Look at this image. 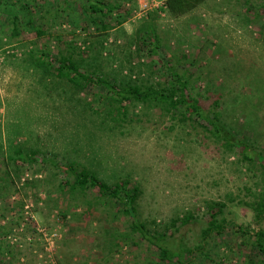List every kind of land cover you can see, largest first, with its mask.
<instances>
[{
  "label": "rangeland",
  "instance_id": "1",
  "mask_svg": "<svg viewBox=\"0 0 264 264\" xmlns=\"http://www.w3.org/2000/svg\"><path fill=\"white\" fill-rule=\"evenodd\" d=\"M64 1L54 0L50 12H37L47 24L42 37L23 22L22 34L13 36L3 21L0 167L1 161L17 156L16 150L35 149L61 162L80 161L110 183L128 179L140 187L138 217L152 230L173 233L181 248L203 241L215 202L227 204L220 216L255 227L248 202L255 199L254 191L264 189L257 166L226 152L197 122L173 119L171 113L138 106L129 109L136 114L132 119H108L98 89L76 90L66 79L36 66L32 53L43 43L57 52L58 43L63 49L72 40L70 49L84 67L140 85L165 78L163 54L178 70L190 68V91L206 108L218 99L227 126L264 150V0H205L177 17L160 0H132L126 4L132 7L131 16L101 37L103 41L93 26L80 22L75 27L65 20L68 15L56 7ZM69 1L70 13L82 19L80 4L85 0ZM150 13L157 15L161 51L138 55V30ZM58 14L55 23L52 17ZM36 171L27 176L47 175L42 166ZM50 185V196L43 187L32 186L0 199V264H174L161 260L159 249L139 233L130 234L124 215L114 219L104 208H78L63 218L65 199L56 180ZM186 215H191L187 222L173 225ZM223 235L195 252L190 264H245L249 257L262 264L253 238H243L231 226Z\"/></svg>",
  "mask_w": 264,
  "mask_h": 264
},
{
  "label": "trees",
  "instance_id": "2",
  "mask_svg": "<svg viewBox=\"0 0 264 264\" xmlns=\"http://www.w3.org/2000/svg\"><path fill=\"white\" fill-rule=\"evenodd\" d=\"M164 8L174 17L185 14L193 10L205 0H162ZM132 0H85L80 4V9L84 14L83 18L70 13L71 2L65 0L57 5V9L68 15L65 19L73 23L75 27H91L96 29V36L103 41L109 30L117 25L123 24L130 16L131 8L126 4ZM20 4V5H19ZM129 4V3H128ZM54 0H0V29L3 32V21L6 20L11 28V35L22 34L21 22L33 31L35 36L42 37L48 33L44 14L38 16V11H47L54 7ZM21 10V11H20ZM27 15V16H25ZM59 14L52 17V21L57 23ZM157 15L150 13L149 19L145 20L138 30L136 38L137 47L135 53L141 55H153L161 51L162 38L158 32ZM20 18L22 20L20 21ZM83 22L85 25H83ZM264 28V27H263ZM62 41V35L55 36ZM102 37V38H101ZM66 48H61L58 43V51L54 52L49 44L43 43L32 53L34 64L43 67L44 70L56 75L61 79H66L75 87L82 91L86 87L99 90V97L105 104V116L114 121L121 122L132 119L136 116L130 108L136 109L138 106L157 109L160 112L171 113V118L182 121L197 122L207 132L208 136L218 143L226 152L238 155L241 160L250 165L257 166L264 176V150L253 144L247 137L242 136L229 128L222 118L221 106L218 99H215L212 107L206 108L199 97L190 91V83L193 72L190 68L178 70L175 65L161 55L165 61L164 79L156 83L136 84L134 82H117L109 77L102 70L97 73L84 67L83 59L74 57L70 49L73 42L67 41ZM148 47L145 52L144 46ZM92 50L88 46L87 51ZM183 57H188L183 54ZM38 150L32 149L29 153H24L21 149L16 150L17 156L11 155L5 164L1 161L0 167V199L9 198L25 187L35 186L46 190L50 196L52 179L56 180V187L60 188V195L65 199L66 207L61 213L63 218L72 212L77 213L78 208L83 210H96L104 208L112 212L113 218L118 219L123 216L128 222L130 234L139 233L150 245L159 249L161 260L173 262L174 264H190L195 252H203L210 239L223 237L226 230L231 226L239 230L241 236L251 240L253 249L259 254L262 264H264V189L253 195L255 199L248 202L255 213L257 225L236 224L228 220L223 213L225 202H215L211 205L210 218L207 226L202 230L203 241L195 247L181 248L177 246L173 233L158 232L149 228L147 222L142 221L137 214V199L140 194L138 185H130L128 179L108 182L101 178L98 173L80 161L70 160L59 161L55 155H39ZM42 166L47 173L45 177L27 176L31 170L33 174L37 168ZM24 178V181L22 179ZM264 179V178H263ZM50 186H49V185ZM21 205L24 204L22 200ZM191 215H186L181 219H174L173 225L179 220L187 222ZM258 264L252 257H249L245 264Z\"/></svg>",
  "mask_w": 264,
  "mask_h": 264
},
{
  "label": "built area",
  "instance_id": "3",
  "mask_svg": "<svg viewBox=\"0 0 264 264\" xmlns=\"http://www.w3.org/2000/svg\"><path fill=\"white\" fill-rule=\"evenodd\" d=\"M160 3H163V1H162V0H160Z\"/></svg>",
  "mask_w": 264,
  "mask_h": 264
}]
</instances>
